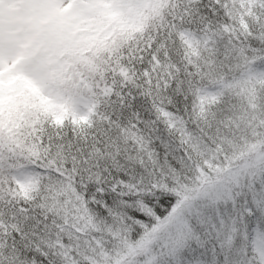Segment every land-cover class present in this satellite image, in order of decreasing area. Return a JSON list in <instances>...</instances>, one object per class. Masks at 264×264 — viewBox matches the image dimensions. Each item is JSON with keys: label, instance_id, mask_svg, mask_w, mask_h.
I'll list each match as a JSON object with an SVG mask.
<instances>
[{"label": "snow or ice", "instance_id": "1", "mask_svg": "<svg viewBox=\"0 0 264 264\" xmlns=\"http://www.w3.org/2000/svg\"><path fill=\"white\" fill-rule=\"evenodd\" d=\"M0 264H264V0H0Z\"/></svg>", "mask_w": 264, "mask_h": 264}]
</instances>
